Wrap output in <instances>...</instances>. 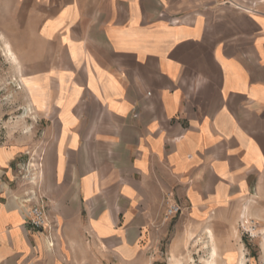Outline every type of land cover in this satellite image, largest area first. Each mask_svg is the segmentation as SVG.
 I'll use <instances>...</instances> for the list:
<instances>
[{"label": "crops", "instance_id": "1", "mask_svg": "<svg viewBox=\"0 0 264 264\" xmlns=\"http://www.w3.org/2000/svg\"><path fill=\"white\" fill-rule=\"evenodd\" d=\"M14 3L30 116L53 138L35 182L21 147L0 146V264L87 248L109 264H262L264 0Z\"/></svg>", "mask_w": 264, "mask_h": 264}, {"label": "rangeland", "instance_id": "2", "mask_svg": "<svg viewBox=\"0 0 264 264\" xmlns=\"http://www.w3.org/2000/svg\"><path fill=\"white\" fill-rule=\"evenodd\" d=\"M248 5L234 4L238 10L244 9L246 12L252 10ZM15 3L14 0H0V33L11 43L14 52V36L7 32L13 29ZM21 73L24 81L29 85L27 88L20 84L17 79L20 75L18 70L3 56L0 48V146L17 144L21 147L24 155L21 159H26L21 166L20 178H31L36 173L37 160L42 159L45 152L52 143L51 127L44 121L42 116H38L39 123L32 119L26 111L30 107L27 103V91L30 83L25 78L22 67ZM42 120V121H41ZM19 173V172H18ZM34 181V180H33ZM162 245V248H164ZM263 253L262 264H264V244L263 240L259 245ZM258 247V245H257ZM71 264H109L108 261L96 257L88 248L74 254Z\"/></svg>", "mask_w": 264, "mask_h": 264}, {"label": "built area", "instance_id": "3", "mask_svg": "<svg viewBox=\"0 0 264 264\" xmlns=\"http://www.w3.org/2000/svg\"><path fill=\"white\" fill-rule=\"evenodd\" d=\"M241 9V8H240ZM25 204H30L31 200L26 199L24 201ZM182 208L180 205H172L167 209L166 218H173L179 213H181ZM28 216L31 225L38 230H43L45 228L46 223V211L44 208L40 206L30 207L28 210ZM53 246V245H52Z\"/></svg>", "mask_w": 264, "mask_h": 264}, {"label": "bare ground", "instance_id": "4", "mask_svg": "<svg viewBox=\"0 0 264 264\" xmlns=\"http://www.w3.org/2000/svg\"><path fill=\"white\" fill-rule=\"evenodd\" d=\"M0 48H1V52L3 54V56L6 58V60H8V62H10V64L13 66V68L15 70H18L20 75L17 79V81L20 83V84H24L27 88L29 87V85L24 81V78H23V75L21 73V64L17 58V55L16 53L14 52V49L11 45V43L8 41V39L0 33ZM32 111L31 107H29L27 109V113L29 114L30 112ZM36 174V173H35ZM36 178V177H35ZM33 179L34 182L36 179ZM208 240V239H207ZM213 240V239H212ZM214 242V241H213ZM211 243V242H210ZM209 243V244H210ZM263 244H264V239H263ZM214 245V244H213ZM212 245V246H213ZM213 255L216 256V248L214 247L213 248ZM218 258V257H217ZM208 264H212L210 263L209 261H207Z\"/></svg>", "mask_w": 264, "mask_h": 264}]
</instances>
